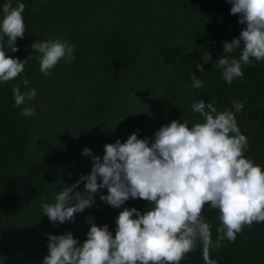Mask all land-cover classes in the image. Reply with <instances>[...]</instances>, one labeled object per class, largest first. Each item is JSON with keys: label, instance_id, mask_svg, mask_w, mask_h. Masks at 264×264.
Here are the masks:
<instances>
[{"label": "trees", "instance_id": "16d2710c", "mask_svg": "<svg viewBox=\"0 0 264 264\" xmlns=\"http://www.w3.org/2000/svg\"><path fill=\"white\" fill-rule=\"evenodd\" d=\"M6 2L0 0V19ZM18 2L25 5V35L16 40L17 52L7 48L4 37V51L25 59L24 71L0 83V264H42L48 254L46 234L71 233L82 243L91 223L107 225L115 235L123 208L147 210L148 202L139 198L121 208L109 206L100 199L106 188L63 224L43 216L41 205L54 203L63 187L87 176L92 155L102 158L105 144L123 143L133 132L151 142L173 120L189 127L202 122L190 107L201 99L218 111L235 113L249 143L245 157L264 168V61L253 60L231 85L216 67L224 55L222 41L238 37L245 27L230 14L226 0ZM42 40L70 41L76 45L75 59L61 60L45 76L39 70L40 54L31 49ZM206 51L212 55L209 63L201 59ZM231 55L238 58L239 50ZM193 75L203 87H191ZM15 85L21 92L34 88L35 98L14 107ZM233 101L242 102L243 109L235 112ZM29 104L35 114L24 117L21 110ZM85 148L92 155H83ZM76 190L83 192L84 182ZM203 216L215 242L219 213L205 206ZM202 248L197 241L180 264H204ZM210 256L217 264H264V222L245 226L234 242L224 240Z\"/></svg>", "mask_w": 264, "mask_h": 264}, {"label": "clouds", "instance_id": "9594fccd", "mask_svg": "<svg viewBox=\"0 0 264 264\" xmlns=\"http://www.w3.org/2000/svg\"><path fill=\"white\" fill-rule=\"evenodd\" d=\"M230 14L238 16L245 25L239 36L222 41L223 53L216 67L224 81L231 85L241 78L244 67L253 60L264 61V0H226ZM24 3L13 6L4 3L0 19V83L17 78L24 71V60L10 57L7 48L17 52V38L25 35ZM76 45L70 41H39L31 49L39 53V70L50 75L57 64L75 59ZM239 50V56L231 54ZM204 63L212 60L205 52ZM202 73L204 68L196 65ZM22 84L27 87L25 78ZM193 89L203 87V81L193 75ZM14 107L35 98L36 90L21 92L20 85L12 88ZM243 103L233 101L235 112ZM202 117L191 127L177 120L162 125L151 138L138 139L133 132L121 143L103 146V157L92 155L88 148L83 155H92L91 171L75 183L65 186L54 203L41 205L43 216L50 222L63 224L90 207L93 196L100 195L113 208H121L130 198L148 202L143 213L136 208H123L116 217L115 235L107 225L90 224L86 239L79 243L71 233L47 235L48 254L42 264H180L194 251L199 241L203 248L204 264H217L210 250L222 242H234L245 226L264 222V168L245 157L249 148L241 134L232 111H218L213 103L199 100L190 105ZM24 117L33 116L30 104L22 108ZM138 131V130H137ZM84 182V191L78 186ZM88 194V195H85ZM205 206L218 211L219 226L215 242L211 224L203 216ZM3 259V258H2Z\"/></svg>", "mask_w": 264, "mask_h": 264}, {"label": "rangeland", "instance_id": "374dc122", "mask_svg": "<svg viewBox=\"0 0 264 264\" xmlns=\"http://www.w3.org/2000/svg\"><path fill=\"white\" fill-rule=\"evenodd\" d=\"M207 22H209V20H207Z\"/></svg>", "mask_w": 264, "mask_h": 264}]
</instances>
